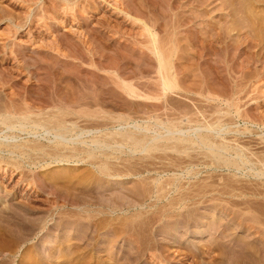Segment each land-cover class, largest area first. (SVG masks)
Wrapping results in <instances>:
<instances>
[{"label":"rangeland","instance_id":"rangeland-1","mask_svg":"<svg viewBox=\"0 0 264 264\" xmlns=\"http://www.w3.org/2000/svg\"><path fill=\"white\" fill-rule=\"evenodd\" d=\"M199 1L0 0V113L12 118L11 126L0 124V264H246L239 259L241 247L249 244L257 248L260 235L255 230H263L258 227L262 196L247 188L260 185L253 175L264 153V50L242 49L247 36L244 30H227L230 34L224 37V23H229L230 17L221 0ZM251 7L263 17L264 4ZM153 24L161 46H169L171 39L178 46L175 52L170 51L173 53L165 51L172 57V70L180 71L174 73L178 89L165 95L153 84L152 63L156 59L148 50L146 37L147 27ZM214 25L219 26L216 30L224 26L222 39L241 50L209 53V57L195 53L187 43L189 32L205 37ZM128 79L147 85L139 89L148 98L132 97L122 90ZM200 90L215 95L208 97ZM11 100L30 113V120L41 124L35 126L17 112H4ZM93 111L98 112L96 117L86 114ZM58 119L66 123L61 136L67 148L58 147L63 138L51 128ZM158 120H174L177 126L168 131L156 123ZM123 132L138 136L143 132L149 135L146 138L172 136L188 142L162 139L160 147L156 145L159 149L132 152L128 142L120 144ZM208 136L210 140L204 141ZM95 138L107 141L110 147H101L99 154L95 149L93 153L98 155L88 158ZM208 143L218 151L222 143L233 151L243 148L248 162L241 164L240 170L220 166L212 156L210 159L211 152L205 148ZM229 149L223 153L232 155ZM102 164L109 168L105 173L99 172L105 168ZM127 165L136 166L133 173ZM146 165L160 172L164 180L182 173L183 184L172 193L166 188L168 192L165 189L158 194L160 199L154 197L144 205L142 192L134 197L118 193L125 187L135 189L131 188L134 185L150 186L154 171L142 173L146 183L136 175ZM186 167H191L192 175ZM140 186L138 189L144 190ZM188 191L194 195L192 199L181 201V205L172 201ZM187 209H194V214L183 222L179 212ZM262 254L253 260L262 258L264 264Z\"/></svg>","mask_w":264,"mask_h":264},{"label":"bare ground","instance_id":"bare-ground-1","mask_svg":"<svg viewBox=\"0 0 264 264\" xmlns=\"http://www.w3.org/2000/svg\"><path fill=\"white\" fill-rule=\"evenodd\" d=\"M156 1V0H155ZM213 1V0H212ZM200 3H204L205 4V2H207V0H200L199 1ZM195 3V2H194ZM199 3V4H200ZM208 3V2H207ZM221 3H222V5L224 6V8H226V9H228L227 11V15L230 17V19H229V23H227L226 24V22L224 23V25L226 26L225 27V29H226V31L227 30H229V31H232V30H237V31H239L240 33H241V31H245L243 34H246L247 36L245 37V41L243 40V42H245L244 44H245V46L243 45V47H242V49H245V48H248V50L249 49H252V48H257L258 50H257V53H258V51L260 50V49H262V50H264L263 48H264V15H263V17L262 16H259L256 12H257V10L254 8V9H251V8H253V7H251V6H257V5H261V4H264V0H221ZM210 4V3H209ZM208 4V5H209ZM263 6V5H262ZM223 8V9H224ZM200 9V8H199ZM256 10V11H255ZM168 11V10H167ZM204 11V10H203ZM259 13V12H258ZM253 16H255L254 18L256 19V21L255 20H253L252 18H253ZM182 17V16H181ZM192 17V16H191ZM195 17V16H194ZM195 19V18H194ZM187 21V20H186ZM228 21V20H227ZM148 22V21H147ZM189 22H190V20H189ZM179 23V22H178ZM155 24V23H154ZM147 25L148 27H147V29H146V31H147V35H146V37L148 36V42H149V47H148V50L151 52V54H153L154 55V57H155V61L152 63L153 64V66H154V68L153 69H155V72H153V74L155 73L156 74V83H153V84H155L158 88H157V90L158 89H160V90H156L157 92H160L161 94H163V95H165V94H167V92H170V91H174V90H176V89H178V84H177V80H176V78H174V76H176V75H174V73L175 74H179L178 72H180V71H178L177 69H175V70H172V66L171 65H173L172 64V57H171V55L170 54H167V53H165V51H174L175 52V50H176V48L178 47H176V41H175V39L173 40V39H169L170 41H169V43H167V44H170L169 46L168 45H163V46H161V42H160V40L161 39H159L160 38V36H159V33L157 32V28L155 27L156 25ZM175 24V23H174ZM187 24V23H186ZM197 24V23H196ZM222 24V23H221ZM146 25V24H145ZM183 25H184V23H183ZM216 26L217 25H214V26H211V28H210V30H211V32H207L208 33V35L207 36H205V37H202V36H198L197 34H195L192 30H191V32H189V34L187 35V43H190L191 44V46L194 48V50H195V53H198V55L200 54V56L202 57V55L204 54V55H207L208 57H209V53H213V54H218V53H224V52H229V50L230 51H232L231 49H233V48H235V50L238 48V49H240V47L238 46V45H235V47H233L234 45H232L231 43H228V42H225L223 39V37H222V35H221V33H222V31H224V30H222L223 28H224V26H222L221 25V28H220V30H219V28L216 30ZM178 27V26H177ZM212 27H215V29L214 28H212ZM217 27H219V26H217ZM223 27V28H222ZM213 29V30H212ZM188 30V29H187ZM209 30V31H210ZM214 30H215V32H214ZM219 30V31H218ZM222 30V31H221ZM196 31V30H195ZM221 31V32H220ZM229 31H227V32H225L223 35H225V34H227ZM236 31V32H237ZM197 32V31H196ZM199 34V33H198ZM205 34V33H204ZM229 34H230V32H229ZM243 36H245V35H243ZM224 37H227V35H225ZM177 38V37H176ZM223 38V39H222ZM164 42V41H163ZM168 42V41H167ZM247 42V43H246ZM242 43V42H241ZM240 44V43H239ZM237 46V47H236ZM168 48V49H167ZM241 50V49H240ZM234 51V50H233ZM261 51V50H260ZM168 52V53H169ZM242 52V51H241ZM148 53V52H147ZM170 53H173V52H170ZM229 53H231V52H229ZM246 53V52H245ZM247 53H248V51H247ZM264 53V52H263ZM150 54V53H149ZM251 54H252V56H251V58L252 57H254L253 55V53L251 52ZM257 55V54H256ZM229 56V55H228ZM248 56V55H247ZM250 56V55H249ZM147 57H149L148 55H147ZM250 58V59H251ZM149 59V58H148ZM252 59H254V58H252ZM256 59H257V56H256ZM201 60V59H200ZM209 60V59H208ZM174 62V61H173ZM205 63V62H204ZM211 63V62H210ZM226 65V64H225ZM224 65V66H225ZM152 66V67H153ZM203 67V66H202ZM209 67V66H208ZM228 67H230V66H228ZM117 68V67H116ZM173 68H175V67H173ZM207 68V67H206ZM223 68V67H222ZM137 69V68H136ZM224 69H225V67H224ZM138 71V70H137ZM144 71V70H143ZM148 72V71H147ZM212 72V71H211ZM145 74V73H144ZM212 74V73H211ZM218 74V73H217ZM55 75V74H54ZM134 75H136V74H134ZM139 75V74H138ZM208 75V74H207ZM206 75V76H207ZM154 76V75H153ZM152 76V77H153ZM178 76V75H177ZM209 76V75H208ZM214 76V75H213ZM216 76V75H215ZM128 77V76H127ZM126 77V78H127ZM130 77V76H129ZM128 77V78H129ZM136 77V76H135ZM138 77V76H137ZM222 78V77H221ZM131 79H132V77H131ZM131 79H128V82H124L123 83V86H122V90H124L125 92H127L129 95H131L132 97H142V98H145V97H147L148 98V96H146L145 95V91H143V92H145V93H142L141 91H140V89L142 90V86H144L145 84L143 83V82H141L140 84H137V83H133V81L131 82ZM153 79V78H152ZM204 79V78H203ZM209 79V78H208ZM211 79L212 80H215V77L213 78L212 76H211ZM127 80V79H126ZM134 80H135V78H134ZM207 80V79H206ZM205 80V81H206ZM218 80V79H217ZM7 81V80H6ZM137 81V80H136ZM154 81H155V78H154ZM204 81V80H203ZM202 81V82H203ZM223 81V80H222ZM106 82V81H105ZM123 82V81H122ZM220 82V81H219ZM224 82V81H223ZM200 83V82H199ZM208 83V82H207ZM206 83V84H207ZM212 84H217L218 83V81L217 82H215V81H213V82H211ZM95 84V83H94ZM148 84H150L151 85V83H148ZM202 84V83H201ZM204 84V83H203ZM202 84V85H203ZM223 84V83H222ZM88 85V84H87ZM142 85V86H141ZM149 85V86H150ZM217 85H219V84H217ZM217 85H211V86H217ZM114 86V85H113ZM140 86V87H139ZM146 86L147 85H145L144 87L146 88ZM155 86V87H156ZM183 86V85H182ZM91 87H93V86H91ZM117 87H118V85H117ZM148 87V86H147ZM184 87V86H183ZM204 87V86H203ZM202 87V88H203ZM210 87V86H209ZM140 88V89H139ZM206 88V87H205ZM215 88V87H214ZM217 88V87H216ZM94 89V88H93ZM96 89V88H95ZM155 89V88H154ZM204 89V88H203ZM207 89V88H206ZM210 89V88H209ZM117 90V89H116ZM144 90V89H143ZM87 91V90H86ZM91 91H92V89H91ZM150 91V90H149ZM152 91H154V90H152ZM201 91V94L203 93L204 95L206 94L208 97H211V96H213V95H215V94H213V93H211L210 91H208V90H200ZM199 91V92H200ZM212 91H213V89H212ZM223 91V90H222ZM149 93H151V91L149 92ZM156 93V92H155ZM215 93H217V91L215 90ZM12 94V93H11ZM95 94V93H94ZM202 94V95H203ZM84 95V94H83ZM87 96H88V94H86ZM93 95V94H92ZM150 95H152V94H150ZM217 95V94H216ZM94 96V95H93ZM92 96V97H93ZM123 96V95H122ZM12 97V96H11ZM91 97V96H90ZM159 97V96H158ZM215 97V96H214ZM220 97V96H219ZM95 98V97H94ZM117 98V97H116ZM217 98H218V95H217ZM22 99V98H21ZM157 99V98H156ZM168 99V98H167ZM10 100V99H9ZM96 100V99H95ZM33 101V100H32ZM83 101V100H82ZM97 102V101H96ZM146 102V101H145ZM14 102H13V100H11V101H8V104H7V106H5L4 107V109H3V111L4 112H7L8 114L9 113H12V112H14V113H18L19 115H21L22 117L21 118H23V119H27V120H29L30 122H32L35 126H38V125H40L41 123H38V121L37 120H35V119H32V120H30L31 118H32V116H31V118H30V116H29V114L30 113H28V111H25V110H23L22 108H20V107H16L14 104H13ZM87 103V102H86ZM157 103V102H156ZM24 104V103H23ZM103 104V103H102ZM146 104V103H145ZM71 105V104H70ZM150 105V104H149ZM23 106V105H22ZM74 106V105H73ZM24 107V106H23ZM27 107V106H26ZM25 107V108H26ZM31 107V106H30ZM69 107V106H68ZM158 107V106H157ZM29 108V107H28ZM27 108V109H28ZM82 110V109H81ZM30 111V110H29ZM96 111V110H95ZM95 111H93V113H86L89 117L92 115H95V117H96V114L98 113H96L95 114ZM76 112V111H75ZM81 112V111H80ZM28 113V114H27ZM82 113V112H81ZM84 113V114H85ZM176 113V112H175ZM181 114V113H180ZM184 114V113H183ZM190 114H191V112H190ZM224 114V113H223ZM12 115V114H11ZM82 115V114H81ZM49 117V116H48ZM158 117V116H157ZM56 118V117H55ZM203 118V117H202ZM165 119V118H164ZM186 119V118H185ZM220 119V118H219ZM41 120V119H40ZM48 120V119H47ZM47 120H45V122H47ZM157 120V119H156ZM189 119H187V121H188ZM17 121V120H16ZM43 121V120H42ZM50 120H48V123H50V122H55V121H50ZM190 121V120H189ZM11 123H12V118L9 116V115H5V114H1L0 113V124H8L9 126H11ZM29 123V122H28ZM158 125H161V126H163V127H165L168 131L170 130L169 128H176V126H177V121H174V120H166V121H160V120H158L157 122H156ZM216 123V122H215ZM218 123V122H217ZM45 124V123H44ZM52 124V123H51ZM53 124H55L54 126H51V128H56L55 130H56V136L58 137V138H63L61 135H62V133H63V131L64 130H66L67 128H66V123H65V121H63V120H60V119H58V121L56 120V123H53ZM52 124V125H53ZM22 125V124H21ZM69 125V124H68ZM151 125V124H150ZM180 125V124H179ZM7 126V125H6ZM9 126H7V127H9ZM44 126V125H43ZM42 126V127H43ZM46 126V125H45ZM44 126V127H45ZM148 126V125H147ZM46 127H48V126H46ZM75 127V126H74ZM263 127H264V125H263ZM147 128H149V127H147ZM21 129V128H20ZM78 129V128H77ZM177 132L179 131L178 129L176 130ZM199 131V130H198ZM133 132V131H132ZM197 132V131H196ZM55 134V133H54ZM117 134V133H116ZM141 134H143V135H141ZM140 134V136H138V135H134V133H125V132H123V133H120V137L122 138V139H120L122 142L120 143L122 146H123V142L125 141L126 143H127V145L129 146L130 145V150L132 151V152H134V151H136V152H145V151H147L149 148H157L156 147V145L158 144L159 145V143L158 142H160V140H162V139H164V140H169V139H171V141L172 140H175L176 142L177 141H187V139L185 140V139H180V138H173L172 136L171 137H162V138H157V134H155L156 136H154V135H152L151 137H149V138H146V137H148L149 135H145L143 132ZM208 134V133H207ZM207 134H206V136H207ZM113 135H115V133H113L112 134V137H113ZM118 135H119V133H118ZM204 135H205V133H204ZM209 135V134H208ZM212 135V134H211ZM110 136H111V133H110ZM160 136V135H159ZM158 136V137H159ZM197 136H199L198 134H197ZM210 136V135H209ZM207 137L206 139H204V141L205 140H207L208 139V141L210 140V137ZM112 137H110L111 139H112ZM201 137V136H200ZM101 138V137H100ZM114 138V137H113ZM173 138V139H172ZM187 138V137H186ZM205 138V137H204ZM214 138V137H213ZM115 139H117V138H115ZM198 139V138H197ZM197 139H196V141H197ZM200 139V138H199ZM202 139V138H201ZM224 139V138H223ZM233 139V138H232ZM62 141L59 143L58 142V147H60L59 145H65L66 146V142L67 141H65V139L63 138V139H61ZM64 140V141H63ZM102 139H100L99 140V138L97 139V138H95V139H91V144L92 145H90V146H92L91 147V150H89L90 152H89V155H87V157L89 158V157H91V156H95L96 154H94L93 152H95V149H97V153L99 152L98 150H100L101 149V147H110V145L109 144H107L108 142L107 141H101ZM108 140V139H107ZM211 140H212V137H211ZM233 140H235V139H233ZM262 140H264V138L262 139ZM114 141V140H113ZM175 141H174V143H175ZM195 141V139L193 140V142ZM204 141H200V143L201 142H204ZM27 142V141H26ZM118 142V141H117ZM149 142H151V145L150 144H148ZM188 142V141H187ZM190 142H192V140L190 141ZM240 142V141H239ZM180 143V142H179ZM183 143V142H182ZM186 143V142H185ZM205 143V142H204ZM229 143H230V141H229ZM1 144V143H0ZM9 144V143H8ZM36 144V143H35ZM210 144H211V142H210ZM209 143L208 144H206L205 145V148L206 149H208L207 151L210 153L211 152V154L209 155V157L210 156H212L213 157V161H215L218 165H225V166H227L228 168L230 167H233L234 169H236V170H240V169H242V166H243V164L244 163H247L248 162V155L245 153V151L243 150V148H240V149H242V150H240V149H234V147L235 146H233L232 148L234 149V151L236 150V152L234 153V151H233V154L232 155H226L225 153H223V151H225L226 153H227V151H228V149H229V147L226 145V144H224V143H222V144H220V146H219V151L218 150H216V149H214V148H212L213 146H211ZM212 144H214L213 142H212ZM243 144V143H242ZM7 145V144H6ZM9 145H13V147H18L19 146V144L18 143H10ZM37 145V144H36ZM41 145V144H40ZM88 145V144H87ZM149 145V146H148ZM162 145V144H161ZM178 145V144H177ZM176 145V143H175V146H177ZM216 145V144H215ZM215 145H214V147H215ZM217 145H219V144H217ZM217 145H216V147H217ZM238 145H240V144H238ZM21 147L22 146H24L25 147V145H24V143H22L21 145H20ZM26 146H27V144H26ZM28 146H29V144H28ZM28 146L26 147V148H28ZM32 146H34V145H32ZM42 146V145H41ZM41 146H39L38 147V145H37V147L39 148V149H42V150H44L43 149V146H42V148H41ZM89 146V147H90ZM174 146V147H175ZM179 146V145H178ZM0 147H2V146H0ZM5 147V146H4ZM20 147V148H21ZM35 147V149L37 150V147L36 146H34ZM76 147V146H75ZM119 147V146H118ZM159 147H160V145H159ZM215 147V148H216ZM236 147H238V146H236ZM235 147V148H236ZM9 148V147H8ZM30 148H31V145H30ZM33 148V147H32ZM62 148H65V147H63L62 146ZM66 148H67V146H66ZM78 148V146L75 148V149H77ZM176 148H178V147H176ZM176 148H175V150H176ZM218 148V147H217ZM16 149H18V148H16ZM34 149V148H33ZM74 149V150H75ZM79 149V148H78ZM77 149V150H78ZM89 149V148H88ZM151 149H149V150H151ZM157 149H159V148H157ZM162 149V148H161ZM160 149V150H161ZM32 150V149H31ZM102 150V149H101ZM163 150V149H162ZM231 150L229 149V151H230V153H231ZM49 151V150H48ZM76 151V150H75ZM86 151H88V150H86ZM86 151H84V152H86ZM243 151H244V153H243ZM45 152H47V151H45ZM82 153V151H77V153ZM151 152V151H150ZM162 152V151H161ZM50 153V152H49ZM105 153V152H104ZM181 153V152H180ZM198 153V152H197ZM263 153V152H262ZM44 154V153H43ZM99 154V153H98ZM97 154V155H98ZM107 154V153H106ZM206 154V153H205ZM29 155H30V153H29ZM46 155H48V153H46ZM55 155V154H54ZM73 154H71V156H72ZM75 155V154H74ZM78 155V154H77ZM96 155V156H97ZM100 155H101V151H100ZM103 155H105V154H103ZM246 155H247V157H246ZM250 155H252V154H250ZM108 156V155H107ZM178 156V155H177ZM192 156V155H191ZM56 157V156H55ZM59 157V156H58ZM118 157V156H117ZM170 157V156H169ZM180 157V156H179ZM188 157V156H187ZM208 157V156H207ZM208 157V158H209ZM212 157H210V159L212 158ZM95 158V157H94ZM122 159V158H121ZM168 159V158H167ZM249 159H250V157H249ZM77 160H83V158H81V159H77ZM92 160V159H91ZM175 160V159H174ZM252 160V159H251ZM4 161V160H3ZM128 161V160H127ZM181 161V160H180ZM184 161H186V160H184ZM192 161V160H191ZM191 161H189V162H191ZM194 162V161H193ZM212 162V161H211ZM250 162V161H249ZM253 162H255V161H253ZM252 162V163H253ZM104 163V162H103ZM128 163H130V164H133V163H131V162H128ZM251 163V162H250ZM134 164H136V163H134ZM191 164V163H190ZM216 164V165H217ZM241 164H242V166H241ZM249 164V163H248ZM258 164H259V166H258V168L255 170L256 171V173L254 174V172H253V176H254V178H258L259 180L257 181L256 179V182H257V184H260V185H257L259 188H257V186H255L254 188H247V189H251L250 191H253V192H255V193H257V195H261L262 196V200H260V204H259V200L257 201L258 202V204L260 205V206H258V209H259V207H260V209L261 210H258L260 213H261V215L262 216H264V153L263 154H261V156L259 157V159H258ZM257 164V165H258ZM104 164H102L101 166H103ZM106 166H107V162H106V164H105ZM103 166V167H105V168H100V169H98V171L101 173L102 171L105 173V171H108V169L106 170V168L108 167H106V166ZM137 165V164H136ZM143 165V164H142ZM128 166V168H129V165H127ZM126 166V167H127ZM132 166H134V165H132ZM190 166V165H189ZM188 166V167H189ZM240 166H241V168H240ZM143 167H144V165H143ZM152 167V166H151ZM188 167H186V172H187V174H189L191 171L188 169ZM247 167V166H246ZM254 167V166H253ZM132 168H136V166H134V167H132ZM132 168H129L130 170L132 169ZM149 168L150 167H148V165H146V167L145 168H143V169H141V168H139V170L137 171L138 173L136 174V175H138L139 176V178H140V181L141 182H144V183H146L145 182V178H143V177H145V175L142 177V173H152V171H154L153 169H151V170H149ZM181 168V167H180ZM127 169V168H126ZM141 169V170H140ZM244 169V168H243ZM105 170V171H104ZM115 170V169H114ZM129 170V171H130ZM162 170V169H161ZM250 170H252V167H251V169ZM254 170V169H253ZM117 171H119V170H117ZM127 171V170H126ZM132 171V170H131ZM139 171L141 172V173H139ZM169 171V170H168ZM123 172V171H122ZM121 172V173H122ZM134 171H132V173H133ZM173 172V171H172ZM119 173L120 172H116V174L119 176ZM120 173V174H121ZM129 173H131V172H129ZM128 173V174H129ZM106 174L108 175V173L106 172ZM124 174V173H123ZM191 174V173H190ZM112 175V173L110 174V176ZM116 175V176H117ZM134 175V174H133ZM148 175V174H147ZM167 175V174H166ZM186 175V174H185ZM192 175V174H191ZM121 176H122V174H121ZM137 176V177H138ZM183 176V174L181 173V174H178L177 172L176 173H173L171 176H170V178H167L166 180H164L163 179V175H161L160 174V172H156V171H154V175L153 176H151L152 177V180H153V182H152V184L150 183V186H147L146 188L145 187H143L142 185V187H143V189L144 190H142L141 191V189H138L139 188V186L136 188V185H134V186H131V188L132 187H134L135 189H130V187L127 189L126 187H125V189L127 190H125L124 188H123V190L122 191H120L121 189H118L117 190V188H114V189H116L117 191H118V193L119 192H121V193H123V194H126L127 196H128V193L130 194V195H132V197H134L133 195L134 194H139V192H142V193H140L139 195L142 197H140V200H142V203H141V205H144V204H146V201H148V200H152V199H155L156 197L158 198V199H160L162 196H161V194L160 195H158L159 193H161V191H164L166 188L167 189H169V191H171V193L172 192H176L177 190H178V188L179 187H181V185L183 184H181L180 182H181V179L183 178L182 177ZM195 176V175H194ZM120 177V176H119ZM132 177V176H131ZM187 177V176H186ZM190 177V176H189ZM193 177V176H192ZM132 178H135V177H132ZM138 178V179H139ZM188 178V177H187ZM232 179V178H231ZM253 180V179H252ZM139 181V180H138ZM255 182V181H254ZM135 183V182H134ZM193 183V182H192ZM241 183V182H240ZM148 184V183H147ZM181 184V185H180ZM248 184V183H247ZM144 185V184H143ZM190 185V184H189ZM200 185V184H199ZM207 185V184H206ZM255 185V184H254ZM140 186V187H141ZM247 186V185H246ZM245 186V187H246ZM206 187V186H205ZM244 187V188H245ZM248 187V186H247ZM111 188V187H110ZM194 188V187H193ZM113 189V188H112ZM112 189H110L109 191H111ZM166 189V190H167ZM246 189V190H247ZM187 190V189H186ZM200 190V189H199ZM212 190V189H211ZM239 190V189H238ZM244 190V189H243ZM126 193H125V192ZM183 191H185L184 189H183ZM190 191H192V190H190ZM190 191H188V193L186 192V194L184 193V196H183V194H182V197L181 196H179V197H177L176 196V198H174V197H172L171 199H175V200H172L173 202L174 201H176L177 200V203L178 204H182V202L181 201H183L184 202V200H186V199H192V197H194V195L192 194V193H190L189 194V192ZM201 191H203V190H201ZM204 191H205V189H204ZM102 192V191H101ZM132 192V193H131ZM167 192H168V190H167ZM166 192V193H167ZM193 192H194V194L195 195H197V191H195V190H193ZM195 192H197V193H195ZM113 193V192H112ZM118 193H115V196H117L118 195ZM163 193V192H162ZM170 193V192H169ZM168 193V194H169ZM180 193H183V192H180ZM179 193V194H180ZM201 193V192H200ZM244 193V192H243ZM163 196H164V194H162ZM170 195V194H169ZM111 196H113V195H111ZM120 196V195H119ZM161 196V197H160ZM122 197V196H121ZM125 197V196H124ZM130 198H131V196H129ZM136 197H137V195H136ZM155 197V198H154ZM196 197V196H195ZM212 197V196H211ZM119 198V197H118ZM165 198L167 199V194L165 195ZM180 198V200H178ZM113 199V198H112ZM207 199V198H206ZM102 200V199H101ZM170 200V199H169ZM196 200V199H195ZM121 201V200H120ZM179 201V202H178ZM193 201V200H192ZM135 202H137V201H135ZM139 202V201H138ZM170 202V201H169ZM185 202H187V201H185ZM105 203V202H104ZM108 203V202H107ZM132 203V202H131ZM157 203V202H156ZM163 203V202H162ZM171 203V202H170ZM169 203V204H170ZM152 204V203H151ZM155 204V203H154ZM176 204V203H175ZM195 204V203H194ZM257 204V203H256ZM257 204V205H258ZM140 205V206H141ZM153 205V204H152ZM159 205V204H158ZM163 205H164V203H163ZM171 205V204H170ZM216 205V204H215ZM248 205H249V203H248ZM128 206V205H127ZM159 206H161V205H159ZM168 206V205H167ZM166 206V207H167ZM174 206H176V205H174ZM173 206V207H174ZM184 206V205H183ZM213 207V206H212ZM171 208V207H170ZM180 208H182V207H180ZM102 209V208H101ZM100 209V210H101ZM129 209V208H128ZM127 209V210H128ZM212 209V208H211ZM231 209V208H230ZM230 209H229V211H230ZM148 210V209H147ZM170 210V209H169ZM194 210V209H193ZM193 210H189V209H187V210H183V211H180L179 213H181V215H182V220L181 221H183V222H185V221H187V220H190L191 218H192V216H193V214H194V211ZM142 212V211H141ZM197 212V211H196ZM225 212V211H224ZM75 213V212H74ZM136 213V212H135ZM139 213V212H138ZM178 213V214H179ZM79 214V213H78ZM154 214V213H153ZM253 214V213H252ZM91 215V214H90ZM170 215V214H169ZM172 215V214H171ZM174 215V214H173ZM202 215V214H201ZM205 215H206V213H205ZM204 215V216H205ZM212 215V214H211ZM226 215V214H225ZM129 216V215H128ZM135 216V215H134ZM154 216H156V214L154 215ZM159 217H160V215H158ZM217 216V215H216ZM251 216V215H250ZM258 217V220H259V222H261V223H259L261 226H258V227H262L263 226V230H264V217ZM149 217V216H148ZM166 217V216H165ZM236 217V216H235ZM241 217V216H240ZM24 218V217H23ZM62 218V217H61ZM154 218V217H153ZM156 218H157V216H156ZM156 218H154V220H157ZM199 218V217H198ZM201 218V217H200ZM217 217H215V219H216ZM13 219V218H12ZM102 219V218H101ZM128 219V218H127ZM177 219V218H176ZM179 219V218H178ZM211 219V218H210ZM230 219V218H229ZM236 219V218H235ZM23 220V219H22ZM126 220V219H125ZM124 220V221H125ZM197 220V219H196ZM15 221V220H14ZM94 221V220H93ZM120 221V220H119ZM147 221V220H146ZM148 221H149V219H148ZM150 221H152V218L150 219ZM175 221V220H174ZM199 221H200V219H199ZM198 221V222H199ZM212 221V220H211ZM211 221H209V224H212V222ZM248 221V220H247ZM126 222V221H125ZM136 222V221H135ZM134 222V223H135ZM137 222H139L138 220H137ZM197 222V221H196ZM257 222V221H256ZM127 223V222H126ZM153 223V222H152ZM219 223V222H218ZM125 224V223H124ZM141 224V223H140ZM145 224H147V222L146 223H144V225ZM249 224V223H248ZM19 225V224H18ZM57 225V224H56ZM105 225V224H104ZM136 225H137V223H136ZM143 225V224H142ZM149 225V224H148ZM148 225H145V226H148ZM152 225V224H151ZM194 225V224H193ZM192 225V226H193ZM198 225V224H197ZM204 225H206V224H204ZM249 225H251V224H249ZM24 226V225H23ZM29 226V225H28ZM34 226V225H33ZM115 226V225H114ZM124 226V225H123ZM139 226V225H138ZM222 226V225H221ZM248 226V225H247ZM252 226V225H251ZM125 227H126V225H125ZM141 227V226H140ZM164 227V226H163ZM198 227V226H197ZM250 227V226H249ZM252 227H257V226H252ZM252 227H250V228H252ZM257 227V228H258ZM204 228V227H203ZM26 229V228H25ZM28 229V228H27ZM130 229V228H129ZM134 229V228H133ZM137 229V228H136ZM190 229V228H189ZM145 230V229H144ZM194 230V229H193ZM192 230V231H193ZM262 230V228H261V231H260V228L259 229H257V230H255L257 233H259V235H260V237L259 236H257V237H259V244H258V247L257 248H254L252 245H249L248 244V246L247 245H245V246H242L241 247V250H240V254H241V258H239V259H241L240 261L242 262V263H246V264H261L260 263V261L262 260V258H261V260H259V261H256V260H253V259H256L258 256L260 257V255H261V253H263L264 254V231ZM28 231V230H27ZM121 231V230H120ZM128 231V230H127ZM190 231V230H189ZM254 231V233H252L253 235H255L256 234V232ZM134 232V231H133ZM198 232H200V231H198ZM31 233V232H30ZM132 234V233H131ZM146 234H148V233H146ZM202 234V233H201ZM93 235V234H92ZM172 235V234H171ZM200 235V234H199ZM198 235V236H199ZM84 236V235H83ZM70 239V238H69ZM81 239V238H80ZM138 240V239H137ZM144 240V239H143ZM141 241V240H140ZM149 241V240H148ZM90 242V241H89ZM88 242V243H89ZM133 243V242H132ZM90 244V243H89ZM154 244V243H153ZM113 246V245H112ZM252 246V247H251ZM135 247V246H134ZM210 247V246H209ZM207 248V249H209V250H211V248ZM159 248V247H158ZM218 249V248H217ZM82 250V249H81ZM208 250V251H209ZM75 252V251H74ZM162 252V251H161ZM207 253V252H206ZM78 254V253H77ZM239 254V255H240ZM257 254V255H256ZM262 254V255H263ZM64 255V254H63ZM137 255H139V254H137ZM136 255V256H137ZM216 255V254H215ZM226 256V255H225ZM262 257H264V256H262ZM133 258V257H132ZM138 258V257H137ZM128 259V258H127ZM156 259V258H155ZM233 259V258H232ZM74 260V259H73ZM135 260H136V258H135ZM140 260V259H139ZM157 260V259H156ZM71 261V260H70ZM213 261V260H212ZM64 262H65V260H64ZM74 262V261H73ZM83 262V261H82ZM131 262V261H130ZM33 263V262H32ZM58 263V262H57ZM127 263H129V262H127ZM211 263V262H210ZM58 264H63V261H60V263H58ZM113 264V263H112ZM125 264V263H124ZM235 264V263H234ZM241 264V263H240Z\"/></svg>","mask_w":264,"mask_h":264}]
</instances>
